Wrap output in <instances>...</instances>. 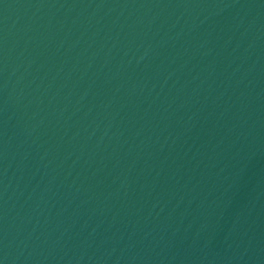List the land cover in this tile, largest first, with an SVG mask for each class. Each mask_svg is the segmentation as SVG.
I'll return each instance as SVG.
<instances>
[{"label": "water", "instance_id": "obj_1", "mask_svg": "<svg viewBox=\"0 0 264 264\" xmlns=\"http://www.w3.org/2000/svg\"><path fill=\"white\" fill-rule=\"evenodd\" d=\"M0 264H264V0H0Z\"/></svg>", "mask_w": 264, "mask_h": 264}]
</instances>
